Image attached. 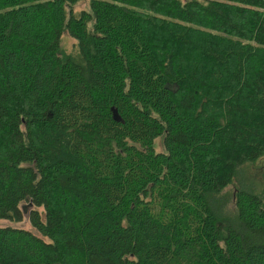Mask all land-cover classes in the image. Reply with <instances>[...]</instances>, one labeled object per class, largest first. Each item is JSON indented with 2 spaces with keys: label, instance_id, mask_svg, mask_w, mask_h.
Here are the masks:
<instances>
[{
  "label": "trees",
  "instance_id": "trees-1",
  "mask_svg": "<svg viewBox=\"0 0 264 264\" xmlns=\"http://www.w3.org/2000/svg\"><path fill=\"white\" fill-rule=\"evenodd\" d=\"M79 1L0 0V264H264V0Z\"/></svg>",
  "mask_w": 264,
  "mask_h": 264
},
{
  "label": "rangeland",
  "instance_id": "rangeland-1",
  "mask_svg": "<svg viewBox=\"0 0 264 264\" xmlns=\"http://www.w3.org/2000/svg\"><path fill=\"white\" fill-rule=\"evenodd\" d=\"M89 5V0H80L74 5V10L79 11L83 8H87ZM67 15L70 13V6L66 5ZM76 37L72 36V34L65 30L62 34V45L67 52L75 53V45H76ZM156 149L164 150L163 140L161 138H157L156 140ZM247 179L245 181L250 184V180L257 181L260 185H264V157L260 158L253 164H249L247 167ZM238 180V179H237ZM234 184L226 187L229 192H232ZM17 226V227H25L33 230L34 232L40 234V232L31 224V221L28 218V215L25 214L24 217L20 220H11L9 218L0 217V226ZM41 235V234H40Z\"/></svg>",
  "mask_w": 264,
  "mask_h": 264
},
{
  "label": "water",
  "instance_id": "water-1",
  "mask_svg": "<svg viewBox=\"0 0 264 264\" xmlns=\"http://www.w3.org/2000/svg\"><path fill=\"white\" fill-rule=\"evenodd\" d=\"M115 115H116V113H115Z\"/></svg>",
  "mask_w": 264,
  "mask_h": 264
}]
</instances>
